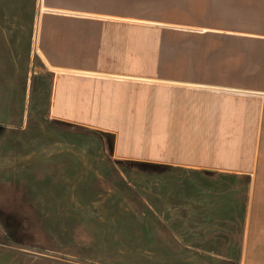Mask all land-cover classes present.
<instances>
[{
  "label": "crops",
  "instance_id": "1",
  "mask_svg": "<svg viewBox=\"0 0 264 264\" xmlns=\"http://www.w3.org/2000/svg\"><path fill=\"white\" fill-rule=\"evenodd\" d=\"M38 43L55 119L117 159L247 179L239 264H264V0H44Z\"/></svg>",
  "mask_w": 264,
  "mask_h": 264
},
{
  "label": "rangeland",
  "instance_id": "2",
  "mask_svg": "<svg viewBox=\"0 0 264 264\" xmlns=\"http://www.w3.org/2000/svg\"><path fill=\"white\" fill-rule=\"evenodd\" d=\"M43 8L0 0V264H239L247 179L117 159L52 116Z\"/></svg>",
  "mask_w": 264,
  "mask_h": 264
},
{
  "label": "trees",
  "instance_id": "3",
  "mask_svg": "<svg viewBox=\"0 0 264 264\" xmlns=\"http://www.w3.org/2000/svg\"><path fill=\"white\" fill-rule=\"evenodd\" d=\"M127 175V174H126ZM124 178V177H123ZM123 181H125V182H127L128 184H130V182H128V181H126V180H123ZM151 202V201H150ZM145 204H146V206L147 207H149L150 208V204H152V203H149V202H147V201H145ZM156 227L158 228V229H160L161 228V225H160V222L159 221H157L156 223L154 222V224H153V226H152V228L151 229H155L156 230ZM174 239H173V241L179 246L180 245V243H179V239H177L178 237H177V234H174ZM189 246H192V247H195V245L192 243V244H189L188 245V247Z\"/></svg>",
  "mask_w": 264,
  "mask_h": 264
}]
</instances>
